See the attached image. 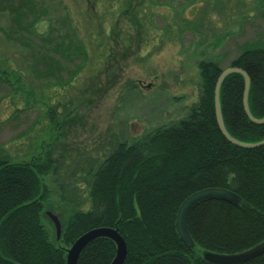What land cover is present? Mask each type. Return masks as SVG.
I'll use <instances>...</instances> for the list:
<instances>
[{
  "label": "rangeland",
  "instance_id": "obj_1",
  "mask_svg": "<svg viewBox=\"0 0 264 264\" xmlns=\"http://www.w3.org/2000/svg\"><path fill=\"white\" fill-rule=\"evenodd\" d=\"M15 3L34 22L25 40L10 26ZM43 37L58 77L38 62ZM56 43L71 52L60 57ZM245 47H264V0H0V56L11 65L1 69L0 156L54 159L44 179L49 239L46 212L62 231L70 199L87 207L86 182L105 152L185 117L199 98L198 64L223 70Z\"/></svg>",
  "mask_w": 264,
  "mask_h": 264
},
{
  "label": "trees",
  "instance_id": "obj_2",
  "mask_svg": "<svg viewBox=\"0 0 264 264\" xmlns=\"http://www.w3.org/2000/svg\"><path fill=\"white\" fill-rule=\"evenodd\" d=\"M27 9L15 3L11 10L14 23L10 26L18 39L34 23L25 22ZM44 38L35 54L39 63L49 67L46 74L58 77L59 63L42 47ZM53 47L58 54L71 52L68 43ZM0 58L3 78L1 69L11 70V65L4 56ZM228 67L239 68L248 76V110L254 119H262L264 47L243 48ZM198 70V102L185 117L129 143H115L105 152L86 182L87 207L82 210L81 202L73 204L67 199L72 206L59 240L55 235L49 239L42 222L48 200L44 179L53 171L54 159L49 153L30 161H12L1 155L0 264H66V249L95 228L117 230L126 246L122 264H211L202 258L203 252L231 255L264 248V145L242 148L222 136L213 99L222 69L208 61L200 62ZM242 94L241 75L232 73L222 80L219 105L223 125L236 141L258 143L264 140V124L247 119ZM49 112L52 114L51 109ZM206 188L229 190L241 201L238 207L217 199L195 204L186 218L193 241V247L187 248L175 229L176 211L188 195ZM114 256V243L99 237L83 249L77 264H110ZM243 264H264V251Z\"/></svg>",
  "mask_w": 264,
  "mask_h": 264
},
{
  "label": "water",
  "instance_id": "obj_3",
  "mask_svg": "<svg viewBox=\"0 0 264 264\" xmlns=\"http://www.w3.org/2000/svg\"><path fill=\"white\" fill-rule=\"evenodd\" d=\"M236 73L242 76L243 78V94H242V108L247 117V119L256 125L264 124V117L262 119H254L248 110L247 106V94L249 88V78L244 71L236 67H227L221 70L219 76L217 77L214 91H213V99H214V114L217 127L222 134V136L229 141L230 143L242 147V148H255L264 145V140L258 143L247 144L241 143L233 139L226 132L219 105V88L222 80L229 74ZM207 199H217L221 201H225L233 206L238 207L240 204V198L233 192L221 189V188H206L202 190L195 191L188 195L178 206L176 215H175V229L179 236V239L187 248L193 247V241L188 234L186 228V218L190 209L200 201ZM46 215L53 223L55 229V237L56 240H59L61 237V227L58 221V218L50 212H46ZM105 237L110 239L115 245V256L110 264H122L125 256H126V246L122 239V237L118 234L116 229L111 228H95L89 230L82 235H80L71 246L66 249V264H77L80 253L83 249L93 240ZM264 251L263 247H256L254 249L237 253L231 255L217 254L205 251L202 253V258L211 264H243L248 262L256 257H258Z\"/></svg>",
  "mask_w": 264,
  "mask_h": 264
}]
</instances>
